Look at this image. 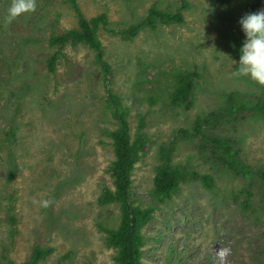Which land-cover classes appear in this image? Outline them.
<instances>
[{
  "label": "rangeland",
  "instance_id": "1",
  "mask_svg": "<svg viewBox=\"0 0 264 264\" xmlns=\"http://www.w3.org/2000/svg\"><path fill=\"white\" fill-rule=\"evenodd\" d=\"M75 1L86 18L106 14L114 32L98 34L105 80L84 45H66L47 70L49 36L76 27L66 0H35L12 20V0H0V264L28 261L34 247L52 249L40 264H115L101 229L117 224L118 208L96 203L113 188L109 92L131 137L145 138L131 174L134 204L152 209L141 264H264V112L256 109L264 86L233 75L244 41L238 21L264 0ZM151 6L180 11L183 22L121 40ZM184 71L197 78L190 105L175 107L170 94ZM210 139L229 141L247 174L230 171ZM164 163L186 175L160 200L153 179Z\"/></svg>",
  "mask_w": 264,
  "mask_h": 264
},
{
  "label": "trees",
  "instance_id": "2",
  "mask_svg": "<svg viewBox=\"0 0 264 264\" xmlns=\"http://www.w3.org/2000/svg\"><path fill=\"white\" fill-rule=\"evenodd\" d=\"M76 19V27L49 36L48 45L55 49L47 59L46 66L49 73H53L59 52L66 46L84 45L94 53L95 61L103 73L104 80L110 75V69L104 58L103 46L99 40V31L107 30L109 20L106 14L101 13L91 18H86L75 0H66ZM183 17L180 11L167 13L151 6L143 19L136 24L118 33L121 40L130 42L145 29L155 30L158 26L181 24ZM195 71L180 72L175 76L176 84L170 94V104L175 107L190 105V96ZM107 106L115 122V128L109 130L113 158L108 166V175L112 180L113 188H104L96 203L100 207L116 205L118 220L115 226L103 227L105 244L114 250L115 264H141L145 238L143 228L149 223L152 209H142L134 204L131 192V174L141 152L145 146V138L137 135L132 138L127 120V112L119 102L118 97L108 93ZM256 109L264 112V99L260 100ZM199 126L196 127L199 130ZM212 146L221 154L222 163L237 175H246V169L238 160L237 152L229 141L210 139ZM169 161V158H166ZM182 170L170 168L166 163L159 166L153 179L152 194L160 200L169 199L177 190L178 184L185 177ZM198 178V175H192ZM205 187L211 188L212 179L208 176L199 178ZM52 253L51 248L34 247L28 261L19 264H40Z\"/></svg>",
  "mask_w": 264,
  "mask_h": 264
},
{
  "label": "clouds",
  "instance_id": "3",
  "mask_svg": "<svg viewBox=\"0 0 264 264\" xmlns=\"http://www.w3.org/2000/svg\"><path fill=\"white\" fill-rule=\"evenodd\" d=\"M35 9V0H12L8 8V19ZM244 34L236 76H244L264 86V10L244 15L238 21ZM45 204L47 202H44Z\"/></svg>",
  "mask_w": 264,
  "mask_h": 264
}]
</instances>
